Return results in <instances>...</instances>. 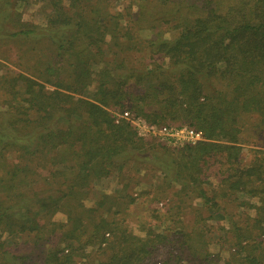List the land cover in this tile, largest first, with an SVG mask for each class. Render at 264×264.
Listing matches in <instances>:
<instances>
[{
	"label": "trees",
	"instance_id": "trees-1",
	"mask_svg": "<svg viewBox=\"0 0 264 264\" xmlns=\"http://www.w3.org/2000/svg\"><path fill=\"white\" fill-rule=\"evenodd\" d=\"M27 1L46 3L44 23L22 20ZM116 1L0 0V264H79L91 248L100 264H228L204 222L182 230L195 199L227 219L216 241L238 264H264V0ZM126 110L200 138L140 137L115 121ZM140 171L151 190H132Z\"/></svg>",
	"mask_w": 264,
	"mask_h": 264
},
{
	"label": "rangeland",
	"instance_id": "rangeland-1",
	"mask_svg": "<svg viewBox=\"0 0 264 264\" xmlns=\"http://www.w3.org/2000/svg\"><path fill=\"white\" fill-rule=\"evenodd\" d=\"M114 5V9L116 10H121L125 4H123L121 1L117 0L116 2L113 3ZM18 10L21 13V18L24 21H28V22H33V23H44L47 13H48V8L46 3L44 2H36L33 3L32 1H27L25 3H19L18 5ZM141 36L143 37H148L150 35V32L147 30H143L140 32ZM138 57H143V58H147L146 55L143 53L138 54ZM10 69H13V66L11 64V62H6L3 64V69L2 71H9ZM127 111V110H126ZM129 112V111H128ZM140 119H142L143 121H145V119H143L142 117H138ZM146 122V121H145ZM147 124H150L148 122H146ZM165 124H168L165 126ZM164 126H156L153 125L154 127H156L157 129L161 130V138L158 136H154V135H145V136H141L137 133L136 134L140 137H147V136H151L156 138V140L160 143L163 142L165 143V145L170 146L171 148L173 147H178L181 146L182 144H184L186 138H185V129H192L191 127H187L185 125L182 126H177L174 124H171V122L169 123H165ZM178 131L177 135H174V133ZM196 131V130H194ZM168 132V135L166 134ZM164 137V138H162ZM177 138V139H176ZM185 139V140H182ZM160 151H164L163 149ZM138 169L137 165H132L130 163L129 168H125L123 169L121 172L118 171V173L113 174L112 176L108 177V178H100L98 180H96L93 184V188L94 190L97 192V196L100 193H108V194H113L116 189L118 188L119 184L124 182L126 180V178H129L131 175L133 176L134 171L132 170H136ZM147 171V170H145ZM145 171H140V173L138 172V177L137 181L135 185L132 184V190H136V191H140L141 189H149L151 190L155 183L158 181L155 174L153 172H148L145 173ZM95 201V197H90L85 199L84 204L87 207H90L93 205V202ZM160 202H158L157 204V211H162V206L159 205ZM193 207H197V208H201V213L198 214L196 213L194 210L195 208H191L190 211L187 212H191L190 214L187 213L184 215L183 217V221H182V226L184 228H182V230L184 229H188L190 228L191 224H192V220H196L199 224L200 222H204L205 225H203L204 227H206V238L208 239L207 241V248L208 251L214 256V259H223L225 261H227L228 264H238V260L236 258H234L233 256V252H234V248L232 246H230V242L229 240H217L216 241V236L218 235V233L215 230V225H227V219H223V218H219L217 216H213L214 214H212V212H210V210L205 209V207H201L199 204V200L195 199L193 200ZM197 205V206H196ZM131 212H136L137 214H140V212L142 211V205H138V204H133L131 207ZM227 208L229 211H237L240 213L243 212H248L250 215L253 214L252 210H248L245 208L244 209H240L237 210L233 207V204L228 203ZM203 210V211H202ZM210 215V218L208 219H204V217L206 215ZM64 215H62L61 213H57L53 216V220L56 221H63L64 220ZM155 223L154 221H152V224ZM161 226L158 227L160 229H157L156 231H161V232H166L169 233L171 231V229H173V224H171L169 221H163L161 222ZM193 236V235H192ZM191 236V237H192ZM175 237V236H174ZM176 237H182L180 235L176 236ZM184 237V236H183ZM221 238V237H220ZM222 239V238H221ZM264 239V238H261ZM264 245V243H263ZM90 255H86L87 257H84L82 259H78L77 262H80L79 264H100V260L101 257L96 254L97 252H95V249L91 248L90 250ZM97 255V256H96ZM212 264H214V262H212Z\"/></svg>",
	"mask_w": 264,
	"mask_h": 264
},
{
	"label": "built area",
	"instance_id": "built-area-1",
	"mask_svg": "<svg viewBox=\"0 0 264 264\" xmlns=\"http://www.w3.org/2000/svg\"><path fill=\"white\" fill-rule=\"evenodd\" d=\"M118 119H126L130 121V123L134 126L137 133L141 136L154 135V136H158L161 138L160 129H157L151 124H147L145 121H143L142 119L138 117H133L128 111H123L122 113L116 114L115 121H117ZM166 134L168 135V132ZM177 134H178V131L174 133V135H177ZM185 138L186 140L182 139V140H185L184 141L185 143L187 142L193 143L200 138V134L197 131H194L192 129H189V130L185 129ZM159 205L161 206L162 203H160Z\"/></svg>",
	"mask_w": 264,
	"mask_h": 264
}]
</instances>
